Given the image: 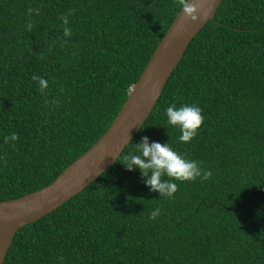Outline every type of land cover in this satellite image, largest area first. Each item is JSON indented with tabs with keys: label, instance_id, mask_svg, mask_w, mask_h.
Instances as JSON below:
<instances>
[{
	"label": "trees",
	"instance_id": "obj_1",
	"mask_svg": "<svg viewBox=\"0 0 264 264\" xmlns=\"http://www.w3.org/2000/svg\"><path fill=\"white\" fill-rule=\"evenodd\" d=\"M181 7L0 0V201L48 185L103 134ZM170 104L202 110L187 143L167 124ZM10 133L18 140L5 143ZM142 137L168 142L210 178L173 180V196L159 197L122 164ZM3 264H264V0H221L119 157L17 229Z\"/></svg>",
	"mask_w": 264,
	"mask_h": 264
},
{
	"label": "water",
	"instance_id": "obj_2",
	"mask_svg": "<svg viewBox=\"0 0 264 264\" xmlns=\"http://www.w3.org/2000/svg\"><path fill=\"white\" fill-rule=\"evenodd\" d=\"M220 2L186 0L185 5L195 6L191 15L196 19H191L184 6L181 7L103 134L48 185L0 201V264L4 262L17 229L78 194L114 163L152 111L189 42L207 21L213 20Z\"/></svg>",
	"mask_w": 264,
	"mask_h": 264
},
{
	"label": "clouds",
	"instance_id": "obj_3",
	"mask_svg": "<svg viewBox=\"0 0 264 264\" xmlns=\"http://www.w3.org/2000/svg\"><path fill=\"white\" fill-rule=\"evenodd\" d=\"M181 5L184 6V11L189 14L190 18L195 20L196 17L191 14L195 11V6L192 4L185 5V0H181ZM36 11L28 8L27 12ZM38 14V11H37ZM70 14V12L68 13ZM63 25L68 24L67 15L59 17ZM31 24L27 25L28 30H31ZM70 29L63 28V35L70 36ZM36 81L39 89L44 91L47 87L46 80L43 77H32ZM167 124L178 128L180 135L178 140L183 143L189 142L197 135V131L203 123L202 110L196 105L184 104L177 107L175 104H170L165 109ZM16 133H10L4 137V142L17 141ZM135 151L129 152L124 157L123 166L132 171L136 169L144 178V184L150 191L158 192L159 197L171 198L177 191V185L173 180L193 181L200 179L207 181L211 176V171L202 169L200 164L192 159L186 158L183 154L175 151L168 142L161 144L159 142H149L147 137H142L138 144H135ZM168 177L170 179H162ZM159 209H155L150 213L149 218L153 219L159 215Z\"/></svg>",
	"mask_w": 264,
	"mask_h": 264
}]
</instances>
